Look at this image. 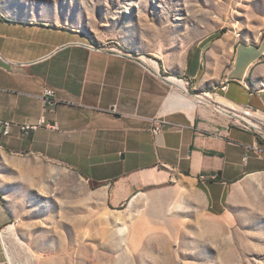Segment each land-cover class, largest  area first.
Here are the masks:
<instances>
[{
    "label": "crops",
    "instance_id": "obj_1",
    "mask_svg": "<svg viewBox=\"0 0 264 264\" xmlns=\"http://www.w3.org/2000/svg\"><path fill=\"white\" fill-rule=\"evenodd\" d=\"M76 9L65 0H0V119L15 124L0 168L8 154L40 158L77 174L103 205L124 204L149 175H167L202 189L210 210L227 188L264 172L263 133L234 126L194 95L211 90L216 101L264 111V35L192 46L184 74L169 77L190 84L186 92L123 54L94 49ZM45 88L56 93L51 110ZM42 117L57 128L20 131ZM154 120L167 122L156 136ZM16 219L0 191V230ZM0 264H8L1 241Z\"/></svg>",
    "mask_w": 264,
    "mask_h": 264
},
{
    "label": "rangeland",
    "instance_id": "obj_2",
    "mask_svg": "<svg viewBox=\"0 0 264 264\" xmlns=\"http://www.w3.org/2000/svg\"><path fill=\"white\" fill-rule=\"evenodd\" d=\"M65 1L78 8L94 49L123 54L164 81L181 78L203 39L264 35V0ZM5 156L0 191L17 216L14 231H4L8 264H264V172L227 188L217 210L198 186L156 174L124 204L103 205L77 174Z\"/></svg>",
    "mask_w": 264,
    "mask_h": 264
},
{
    "label": "built area",
    "instance_id": "obj_3",
    "mask_svg": "<svg viewBox=\"0 0 264 264\" xmlns=\"http://www.w3.org/2000/svg\"><path fill=\"white\" fill-rule=\"evenodd\" d=\"M186 87L188 83H185ZM188 92V89L187 91ZM199 100L210 102L214 106V111L217 114L223 115L230 121L231 124L234 126L240 127L245 130H256L261 132L264 128V111L256 110L250 106L246 105H236V104H226L220 101H216L214 98L213 93H205L204 96H197ZM42 104L44 110H51L56 107L58 101L56 99V93L51 88H45L42 92ZM155 127L153 128V134L159 135L162 131V127L167 122L161 120H154ZM15 124L8 120H1L0 119V145L2 144V140L7 138L11 135L13 127ZM20 131L25 134L29 135L31 132H35L41 128H52L56 129L57 126L53 125L50 126L46 123L45 118L42 117L40 120L33 122V123H24L18 125ZM4 231L0 230V241L4 245L3 241ZM5 247V246H4Z\"/></svg>",
    "mask_w": 264,
    "mask_h": 264
},
{
    "label": "bare ground",
    "instance_id": "obj_4",
    "mask_svg": "<svg viewBox=\"0 0 264 264\" xmlns=\"http://www.w3.org/2000/svg\"><path fill=\"white\" fill-rule=\"evenodd\" d=\"M171 80V82H173L174 84H176L179 88H181L182 90H184V91H187V87H186V85H185V82H183V81H181V80H179V79H176V78H171L170 79ZM208 93H210V92H208ZM212 93V92H211ZM181 97H183V96H181ZM189 104H191V105H193V102L192 101H188V100H186ZM220 101H222V99H220ZM177 104V103H176ZM181 104V103H180ZM185 106V105H184ZM186 106H187V104H186ZM195 108V107H194ZM193 109V108H192ZM126 231H127V228L126 227H123L121 230H120V233L121 234H123V233H126Z\"/></svg>",
    "mask_w": 264,
    "mask_h": 264
}]
</instances>
